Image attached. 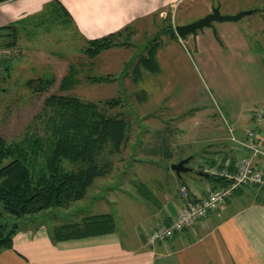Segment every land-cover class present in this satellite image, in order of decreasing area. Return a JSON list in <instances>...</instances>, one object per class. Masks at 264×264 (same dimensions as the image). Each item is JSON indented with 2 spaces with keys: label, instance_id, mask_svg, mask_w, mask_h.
<instances>
[{
  "label": "crops",
  "instance_id": "crops-1",
  "mask_svg": "<svg viewBox=\"0 0 264 264\" xmlns=\"http://www.w3.org/2000/svg\"><path fill=\"white\" fill-rule=\"evenodd\" d=\"M187 1L189 0H7L0 3V28L12 26L16 35L14 42L10 41L11 48L4 49L6 53L0 55V128L6 127L13 135L25 127L22 122L16 123V118L22 114L19 112L24 107L26 109L29 106L31 95L29 82L34 75L30 69L31 62L46 63L47 68H50L48 71H58L57 68L61 71L64 63V70L61 73L58 71L61 77L57 80L58 83L71 72L77 79L79 73L75 70V65H67L63 54H57L50 47H46L62 42L64 39H60L59 36L64 34L68 27L72 28L80 42L79 52L90 62L89 65L87 63L81 66V69L94 70L95 60H99L105 53V59L117 60V64L116 61L105 62V74L96 77H111L115 80L114 69L117 68L118 74L123 76L121 77L123 93L132 96L146 94L145 90L139 91L138 84L149 72L142 70L139 77L137 63L141 57L146 56L151 46L150 42L158 29L149 34L144 46L140 44L134 47L135 42L132 38L137 33L136 28H141V35L145 36L143 26L149 19L160 16L162 25L165 19H169L171 13L179 11ZM57 5L67 12L69 18L62 15ZM51 8L53 13L50 14L47 11H51ZM53 17L57 18L52 19ZM128 26L133 33L129 38L131 46L111 48L94 58L88 56L87 45L90 41L101 39ZM9 33L11 30L0 32L5 34L3 35L5 38ZM162 38L172 41L167 36ZM180 40L178 39L175 44L180 45ZM241 41L247 48L248 42L243 38ZM255 41L256 44L261 42L259 39ZM163 46L162 40L157 58ZM133 48L135 51L130 52ZM73 56L71 55V58ZM99 67L103 68L101 65ZM66 71L67 74L64 75ZM35 77L40 76L35 74ZM145 81L148 82V79ZM112 82L102 84H117V81ZM79 84L80 82L76 86ZM245 113L231 115L226 113L230 120L226 119L237 130L250 129L251 111ZM193 124L200 126L199 120L193 121ZM219 128L221 132L216 133L213 128L198 140L181 139L182 142H178V145L172 144L171 155L165 153V156L169 157L170 163H176L175 160L180 156L190 157L187 167L191 161H196L194 167H189L192 172L197 171V167L203 165L205 159L213 160L218 165H223L222 167L228 164V169L234 170L239 151L227 140L223 125H219ZM256 134L264 152V120L256 129ZM14 136L16 137L15 134ZM6 141L12 142L14 139ZM133 162L138 160L134 159ZM257 164L264 173V157H259ZM154 175L158 176L151 173L147 180H151ZM181 176L175 175L179 180L177 191L174 195L166 194L164 202L158 201L154 193L143 183L141 184L147 187L153 200L144 201L137 189L134 191L133 200L141 204L142 209L139 210L143 211V216L135 220L138 222L134 224L132 230L130 229L127 238L123 237L112 215L115 219V230L112 233L54 242L52 236L55 230L74 225L86 218L80 216L74 219L63 218L69 216L72 204L67 209L59 210L56 215L49 212L39 214L21 224L12 238V248L0 254V264H264V201L257 202L247 189L231 197L191 229L174 235L165 243L148 244V235L160 226L167 225L182 209L181 187L186 186L199 192L202 187L210 186L208 182L194 180L195 178L191 177L184 178L183 174Z\"/></svg>",
  "mask_w": 264,
  "mask_h": 264
},
{
  "label": "rangeland",
  "instance_id": "rangeland-1",
  "mask_svg": "<svg viewBox=\"0 0 264 264\" xmlns=\"http://www.w3.org/2000/svg\"><path fill=\"white\" fill-rule=\"evenodd\" d=\"M213 8H218L221 15L234 16L244 10L264 9V0H189L168 18L176 25H186L205 17ZM263 13L245 16L237 22H215L213 28H203L195 36H185L180 40V45L162 38L164 46L158 52V71L146 74L138 84L139 91L145 90V96L141 93L133 96L123 93V76L118 74L117 68L114 69L116 75L113 78L116 79L113 81H117L118 85L88 83V76L105 74V62L109 63L111 60L105 59L104 53L103 57L95 60L94 70L81 69V66L87 63L89 65L90 62L79 52L80 42L72 28L68 27L59 36L64 39L62 42L46 47L57 54H63L67 65H75V70L79 73L76 78L80 84L69 91H61L57 80L61 78L59 72L64 70V63L61 71L57 68L58 72L48 71L50 68L44 62H31L32 74L40 77L53 76L55 84L45 94L34 95L31 92L29 106L26 109L24 107L19 112L22 114L16 118V123L25 124L23 130L19 129L14 133L16 137L6 127L0 128V137L5 141L14 139L12 142L6 141L9 145L20 143L26 137L46 139L47 111L43 110L45 100L51 95L73 96L85 103L120 98L122 106L109 110L108 114L124 116L132 121L128 141L122 152L113 158L111 172L97 180L87 198L73 204L68 212L69 216L63 218L111 214L123 237L127 238L130 229L138 222L135 220L143 216V211L139 210L142 209L141 204L132 197L135 195L136 184H145L160 202H164L166 194L174 195L177 191L179 180L169 168L172 164L169 157L165 156V153L171 155L172 144L178 145L183 138L198 140L213 128L214 132H221L219 125H222V119L217 108L228 120L230 118L226 113L248 114L253 109H264ZM160 23V16L149 19L143 26L145 36L141 35V28H136L137 33L132 38L134 47L140 44L144 46L149 34L158 29ZM242 38L248 42L247 48L244 43L241 44ZM256 39L261 42L256 44ZM132 51H135L134 48L130 52ZM2 53L6 52L0 50V55ZM71 55L74 56L71 58ZM115 61L117 64V60L113 62ZM66 74L67 71L64 75ZM34 75L31 80L37 79ZM38 115L41 116L40 119H37ZM196 120H199V127L193 124ZM179 129L186 131L181 132ZM134 159L138 162H133ZM195 164L196 161L193 160L189 167H194ZM65 169L73 170L74 167L65 164ZM151 173L158 176L154 175L151 180H147ZM183 176L195 178L193 173ZM4 251L3 249L2 252Z\"/></svg>",
  "mask_w": 264,
  "mask_h": 264
},
{
  "label": "trees",
  "instance_id": "trees-1",
  "mask_svg": "<svg viewBox=\"0 0 264 264\" xmlns=\"http://www.w3.org/2000/svg\"><path fill=\"white\" fill-rule=\"evenodd\" d=\"M5 1L7 0H0V3ZM57 6L62 15L69 18L67 12ZM47 12L53 13V8ZM174 27L169 19H165L158 28L146 56L141 57L137 63L139 77L142 70L151 74L158 71L156 56L162 46L161 37L167 36L173 42H177L179 38ZM6 30H11V33L7 38L3 36L5 34H0V50L11 48L10 41L14 42L16 39L12 26L0 28V32ZM132 34L128 26L101 39L90 41L87 45L88 56L94 58L118 46L129 47L132 45L129 42ZM113 80L111 77L87 78L91 84L109 83ZM78 83L71 72L61 79L59 89L65 92ZM54 84L55 79L52 76L39 77L29 82L34 95L45 94ZM121 106L120 98L85 103L73 96L51 95L45 100L43 110L47 111L46 139L26 137L20 143L9 145L0 137V254L3 249L12 248V238L25 221L48 212L56 215L59 210L67 209L72 204L84 200L96 181L111 172L112 160L122 152L133 126L132 121L124 116L108 114L109 110ZM40 118L38 115L37 119ZM250 120L252 123L250 130L256 133L259 125L255 124L253 118ZM184 157H178L175 162ZM192 157L195 158L194 155ZM204 163L203 165L208 166L218 165L213 160L205 159ZM65 164L71 165L74 169H65ZM203 165H199L197 171L192 172L195 178L208 182L210 189L226 186L227 182L222 178L209 176L205 179L197 176ZM218 166L222 168L223 165ZM166 168L168 169L167 166ZM136 189L144 201L154 199L145 185L136 184ZM201 189L199 192L202 193ZM246 189L254 195L257 202L264 201V189L257 186L239 188L231 197L241 194ZM114 230V217L102 214L86 217L74 225L61 227L54 231L52 237L56 242L105 235Z\"/></svg>",
  "mask_w": 264,
  "mask_h": 264
},
{
  "label": "built area",
  "instance_id": "built-area-1",
  "mask_svg": "<svg viewBox=\"0 0 264 264\" xmlns=\"http://www.w3.org/2000/svg\"><path fill=\"white\" fill-rule=\"evenodd\" d=\"M217 112L220 113L227 140L235 150L239 151L238 159L232 171L228 169L227 164L222 168L218 165H203L201 172L224 179L227 182L226 186L217 189L205 186L201 189L202 193L186 186L181 187L182 209L170 219L167 225L160 226L148 235V244L165 243L174 235L191 229L210 212L215 211L239 188L257 186L264 189V173L257 164V159L264 157V152L257 134L250 129L237 130L222 116L219 108ZM249 117L254 119L256 125H260L264 120V109H254Z\"/></svg>",
  "mask_w": 264,
  "mask_h": 264
},
{
  "label": "water",
  "instance_id": "water-1",
  "mask_svg": "<svg viewBox=\"0 0 264 264\" xmlns=\"http://www.w3.org/2000/svg\"><path fill=\"white\" fill-rule=\"evenodd\" d=\"M258 12H264V9L242 11L234 16H225L219 13L218 8H213L208 15L197 21L186 25H176L174 27V31L179 39H183L189 34L195 36L197 31L202 30L203 28H213V23L215 22H237L245 16H249ZM190 159V157L181 159L176 163H172L169 168L177 177H180L181 174L192 172V169L186 166ZM197 175L205 179L209 178L208 174L202 172H197Z\"/></svg>",
  "mask_w": 264,
  "mask_h": 264
}]
</instances>
